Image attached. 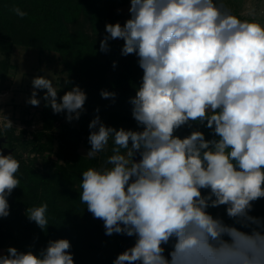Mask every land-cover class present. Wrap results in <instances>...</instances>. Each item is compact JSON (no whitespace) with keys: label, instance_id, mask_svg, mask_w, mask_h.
Listing matches in <instances>:
<instances>
[{"label":"clouds","instance_id":"9594fccd","mask_svg":"<svg viewBox=\"0 0 264 264\" xmlns=\"http://www.w3.org/2000/svg\"><path fill=\"white\" fill-rule=\"evenodd\" d=\"M129 14L123 26L106 24L100 50L122 39L121 54L138 56L143 77L130 103L143 131L93 119L89 128L99 127L89 134L87 157L110 138L113 154L105 166L84 171L80 184V200L103 221L105 235L136 238L113 264H264V218L250 215L264 198V26L238 19L221 0H130ZM32 86L29 104L39 106L35 90H46L54 113L79 119L87 96L78 86L60 102L52 80L38 76ZM0 121L5 131L13 127L6 116ZM189 121H206L219 139L200 131L174 136ZM19 168L13 154L0 153V218L10 214ZM220 206L233 224L207 211ZM47 209L27 210L42 230ZM70 248L67 239L49 241L39 256L9 247L0 264H74Z\"/></svg>","mask_w":264,"mask_h":264},{"label":"trees","instance_id":"16d2710c","mask_svg":"<svg viewBox=\"0 0 264 264\" xmlns=\"http://www.w3.org/2000/svg\"><path fill=\"white\" fill-rule=\"evenodd\" d=\"M128 4L130 0H0V49L4 54L0 90L12 69H17L11 63L14 47L22 46L61 56L68 77L64 88L57 89V102L76 86L87 96L79 119L72 114L77 123L74 127L63 125L66 111H52L43 99L46 90H35L42 102L38 117L29 116V112L23 119L26 127L19 134L13 127L0 129V139L6 138L5 146L14 150L20 163L16 174L20 185L8 197L10 214L0 218V251L15 247L19 252L31 251L39 256L49 241L67 239L74 264H113L119 254L134 245L135 237L105 235L103 221L95 219L80 200L82 173L90 167L105 166L104 162L113 154L111 138L107 150L95 158L80 153L81 146L89 144L90 132L99 127L90 129V122L98 116L106 127L143 131L132 116L130 103L143 77L138 56L122 55L124 44L118 46L112 40L108 41L106 52L100 50L101 40L108 35L106 24L113 21L118 8ZM17 7L27 15L17 16L13 11ZM102 91L115 96L102 98ZM32 92L27 93L28 98ZM33 125L37 127L32 129ZM193 131L202 132L206 140L219 139L206 121H189L176 129L174 136L183 139ZM18 147L30 148L33 157L24 160L17 153ZM126 152L121 149V154ZM201 192L204 196L210 194L206 189ZM42 204L48 206V225L43 230L29 220L27 212ZM207 211L226 224H233L225 206L209 207ZM250 215L264 218V198L253 203Z\"/></svg>","mask_w":264,"mask_h":264},{"label":"rangeland","instance_id":"374dc122","mask_svg":"<svg viewBox=\"0 0 264 264\" xmlns=\"http://www.w3.org/2000/svg\"><path fill=\"white\" fill-rule=\"evenodd\" d=\"M221 2L232 15H237L240 20L257 22L264 26V0H221ZM129 7L130 4L118 8L111 24L120 23L123 26L125 21L130 18ZM112 41L118 46L124 44L122 39ZM3 59L4 54L0 49V70L3 65ZM11 63L17 66V69H12L4 88L0 90V117L6 116L11 120L13 128L19 134L26 127L23 119L27 117L28 113L30 112L29 116L33 114L35 117H38L37 110L42 107L41 100L39 106H32L28 103L29 98L27 93L34 91L32 86L33 78L43 76L52 80L54 87L62 89L65 86L68 72L58 53L41 52L36 48L15 46L11 55ZM67 116L63 125L65 127L76 126L77 123L74 118L69 121ZM141 130H143V126ZM90 148L89 144H83L80 148V153L87 156ZM17 153L26 161H29L34 155L28 147H18ZM6 254V250L0 251V255Z\"/></svg>","mask_w":264,"mask_h":264},{"label":"water","instance_id":"95a60500","mask_svg":"<svg viewBox=\"0 0 264 264\" xmlns=\"http://www.w3.org/2000/svg\"><path fill=\"white\" fill-rule=\"evenodd\" d=\"M5 143H6V138L0 139V153H3L5 155H7V154H13L14 155V150L6 147ZM133 159H134V161L138 162L141 159L140 154L138 152L134 153Z\"/></svg>","mask_w":264,"mask_h":264},{"label":"built area","instance_id":"2783aa9c","mask_svg":"<svg viewBox=\"0 0 264 264\" xmlns=\"http://www.w3.org/2000/svg\"><path fill=\"white\" fill-rule=\"evenodd\" d=\"M36 127H37V125H33V126H32V129H35Z\"/></svg>","mask_w":264,"mask_h":264}]
</instances>
